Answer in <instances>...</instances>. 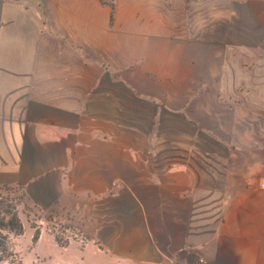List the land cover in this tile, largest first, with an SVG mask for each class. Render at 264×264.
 I'll return each mask as SVG.
<instances>
[{"label": "crops", "instance_id": "crops-1", "mask_svg": "<svg viewBox=\"0 0 264 264\" xmlns=\"http://www.w3.org/2000/svg\"><path fill=\"white\" fill-rule=\"evenodd\" d=\"M113 2L0 0V186L83 235L38 259L264 264V0Z\"/></svg>", "mask_w": 264, "mask_h": 264}, {"label": "rangeland", "instance_id": "rangeland-1", "mask_svg": "<svg viewBox=\"0 0 264 264\" xmlns=\"http://www.w3.org/2000/svg\"><path fill=\"white\" fill-rule=\"evenodd\" d=\"M216 62L219 63L217 67V75H214L213 77L211 76L210 81L227 82L228 60L226 58H221L219 60H216ZM209 93L212 94V92ZM215 93L220 97V103H218V105L216 104V101L214 99L211 100V97L210 101H203L200 103V105L201 107H207L209 111L212 110L214 113L218 111L219 114L224 117L223 119L226 123L228 111L225 104L227 102L228 92L221 91ZM205 98L206 96L204 97V99ZM161 125L162 124H160V128H162ZM0 194H3V192H0ZM14 194H20V190H18ZM17 209L19 217L26 229V234L17 239H12V247L16 252L18 258H20L24 264H81L78 258L77 250L71 249L70 251H64L61 249L53 248L51 246V243L48 242H44L43 244H41V256L40 259H38L39 256L34 249L35 244H33L31 241V237L34 232V229L31 227V225H33L34 223L39 226L45 227V229L48 231H51L61 244H66V242L70 239H77L78 237L82 238L83 235L77 230L66 229L65 227L69 225V222H67L65 219H60V217H56L53 213H41L34 207L32 208L31 212H27L22 204H17ZM34 213L36 214V216L34 215ZM79 222H82V219H79ZM0 264L2 263L0 262Z\"/></svg>", "mask_w": 264, "mask_h": 264}, {"label": "trees", "instance_id": "trees-1", "mask_svg": "<svg viewBox=\"0 0 264 264\" xmlns=\"http://www.w3.org/2000/svg\"><path fill=\"white\" fill-rule=\"evenodd\" d=\"M100 1L109 5L111 10L113 9V0ZM18 190L19 188L15 187L6 185L0 186V192H3V194H0V262L2 264H24L22 260L18 258L12 247V239L21 236L24 233V225L19 217L17 204H23V207L27 212H31L33 206L28 204L24 193L20 192L18 195L14 194ZM34 215L36 216L35 213ZM31 227L34 229L31 241L35 244L39 237V225L34 223ZM55 240L61 246L66 245L61 244L56 237Z\"/></svg>", "mask_w": 264, "mask_h": 264}, {"label": "built area", "instance_id": "built-area-1", "mask_svg": "<svg viewBox=\"0 0 264 264\" xmlns=\"http://www.w3.org/2000/svg\"><path fill=\"white\" fill-rule=\"evenodd\" d=\"M260 187H261V188H264V182H262V183L260 184Z\"/></svg>", "mask_w": 264, "mask_h": 264}]
</instances>
